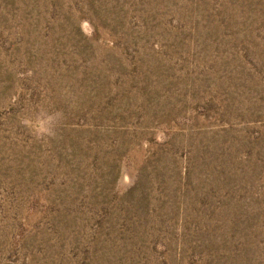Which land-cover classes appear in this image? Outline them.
<instances>
[{
	"label": "rangeland",
	"instance_id": "374dc122",
	"mask_svg": "<svg viewBox=\"0 0 264 264\" xmlns=\"http://www.w3.org/2000/svg\"><path fill=\"white\" fill-rule=\"evenodd\" d=\"M0 264H264V0H0Z\"/></svg>",
	"mask_w": 264,
	"mask_h": 264
},
{
	"label": "clouds",
	"instance_id": "9594fccd",
	"mask_svg": "<svg viewBox=\"0 0 264 264\" xmlns=\"http://www.w3.org/2000/svg\"><path fill=\"white\" fill-rule=\"evenodd\" d=\"M60 118L61 114L55 113L48 116L45 121L40 123H33L27 119L24 120L23 123L32 129L34 135L40 138L43 136H54L56 134V128L58 126Z\"/></svg>",
	"mask_w": 264,
	"mask_h": 264
}]
</instances>
